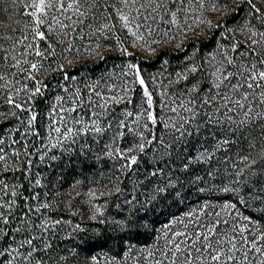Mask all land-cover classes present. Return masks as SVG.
I'll return each mask as SVG.
<instances>
[{"label":"rangeland","instance_id":"obj_1","mask_svg":"<svg viewBox=\"0 0 264 264\" xmlns=\"http://www.w3.org/2000/svg\"><path fill=\"white\" fill-rule=\"evenodd\" d=\"M226 2L234 4L237 0ZM253 2L261 7L258 0ZM224 3L225 0H205L203 8L194 0L192 3H185L182 7L186 11L177 14V21L186 30V37L184 31L177 34L178 30L174 27L169 31L170 25L159 18L157 23L148 21L152 23L155 31L149 36L147 29L141 27L139 31L144 34L145 40L140 41L136 47H133L135 38L123 28L118 17L89 18L83 26L75 25L76 31L63 37L64 43L56 46L55 61L51 56L42 61L45 66L50 62H53V66L65 64L66 71L75 79L66 81L63 73L48 69L37 76V79L42 81V95L33 99H29L28 92L23 90L25 87H35V82L25 79L27 73L22 72L15 77L9 75L8 79L13 88L20 90L18 96L15 92L10 94L26 111L11 108L5 103V97L0 96V139L4 141L0 147L5 150L0 153L5 156V161H0V204L5 207L0 211L9 218L7 224L0 219V252L5 253L0 256V264H8L9 260L12 264H137L141 255L146 257L149 251L156 253L157 249H164L173 232L186 231L184 224L189 220L195 222V217L199 216L200 222L207 223L211 217L205 214L217 211L221 212L222 218H236V222L241 225L247 223L242 219V215L251 216L254 221H258V225H249L250 231L245 235L255 234L258 226L264 227V212L259 210L264 205L256 202L245 207L236 200V210H225L222 205L235 199L232 193L200 192L199 187H204V184L201 182L198 187L192 183L196 176L204 175V169L208 167L219 168L223 172L225 168L234 171L233 164L241 166L234 152L227 154L231 156L228 162L224 161L225 153L221 151L217 153L211 165H192L186 173L172 171L174 185L159 194L155 192V187L166 186L169 179L168 170H165L162 176L158 174L153 177L151 183L144 180L145 174L155 170L157 166L165 168L162 163L153 164L151 149L156 145L148 146L145 153H129L138 157L137 164L133 165L131 170L121 169V165L127 163L126 160L119 157L112 159L105 154L104 145L112 143L115 124L124 119L126 112H133V116L127 118L130 126L137 116L141 117V125L145 122L140 108L142 101L146 100L145 87L153 96L151 110L158 117L174 118L175 114L164 108L165 103L174 107L172 101L178 99L181 94L187 99L186 90L192 83L199 80L203 86L205 78L225 56L237 57L238 52L244 49L240 48L234 53L232 45H243L247 42L250 35L248 28L255 25L257 30L264 31L260 21L254 18L255 14H248L246 4H240L235 12L229 14L224 10ZM217 5L219 10L214 11L213 8ZM135 14L133 12V15ZM170 18L165 16V19ZM28 20L20 0H17L16 4H13L12 0H0V37H11L8 40L0 39V46L8 48L9 52L15 55L17 53L12 52L13 40L23 39L24 35H28L29 39L24 43L32 42ZM199 20L204 23H199ZM208 21H211V24ZM217 23L221 26L216 27ZM103 24H108L111 30L105 29L104 36L98 32L93 34L95 29ZM165 31L169 32V36L175 37V40L167 42V38L163 37ZM153 39L159 42L153 44ZM69 42L72 49L65 51ZM97 42L104 45L100 51L107 57L106 60L89 55L88 50L95 48ZM36 43L41 50L46 47L45 41ZM23 47L24 45H17L18 51ZM122 48L127 49L131 55L123 54ZM28 59L37 62L41 58L31 56ZM67 61L72 63L68 64ZM129 64L134 67L130 69ZM193 65L198 71L188 72ZM137 69L140 78L145 82L143 86L135 79ZM178 73L186 74L188 79L178 77ZM125 82L130 89L127 99H131L132 103L122 100L120 103L110 104L109 115L100 117L101 126L105 128L108 127V121H113L111 130L98 136L84 130L82 124H75L70 119L67 124L59 121V116L64 113L59 111V105L53 108L57 96L63 98L61 104L68 108L71 105L65 101L70 100L77 90L87 101L88 96L92 95L89 90L92 86L95 85V90L103 95L111 96L115 94V90L109 92L108 87H123ZM92 99L97 98L93 95ZM144 107L147 108L146 103ZM95 111L102 110L97 108ZM13 112L16 114L13 115ZM33 113L36 114L37 120L30 127L28 120ZM79 114L84 115L86 123L96 118L91 116L88 109ZM72 115L78 116V113ZM54 127H60L62 133L66 131V127L80 132L78 136L65 141L60 134L52 131ZM154 131L157 135L167 132L162 123L158 124ZM164 138L167 140L168 136L165 135ZM131 141V136H127L123 140L118 139L112 146L127 151ZM53 144L57 146L52 147ZM81 145L84 146L83 151ZM189 147L192 151L188 154H195V148L192 145ZM254 151H260L259 144ZM172 160L175 163H170L168 169L179 165L175 154ZM133 180L137 181L135 185ZM140 181L143 183H139ZM219 183V180L214 181V184ZM117 188L120 189L119 192L116 191ZM13 191L15 196L12 195ZM133 196L136 199L132 204H128L126 201L132 200ZM22 200V206L16 208ZM206 203L211 207H204ZM43 204H48L49 207H41ZM37 208L39 212L36 211ZM97 209L100 211L97 212ZM190 212L193 213L191 217L186 215ZM117 221L131 223L126 229H120L117 227ZM45 222L47 227H44ZM2 235H5V239L1 238ZM112 235L117 236L118 241L113 239ZM33 237H39L34 240V245L39 251L26 261L23 257L31 246L25 245L22 248L21 244ZM85 241L91 246L87 247ZM85 247L87 251L84 250ZM129 248L132 252L125 256ZM12 249L17 251L13 252ZM92 257H96L95 262ZM250 259L258 264L264 257L256 254L250 255Z\"/></svg>","mask_w":264,"mask_h":264},{"label":"snow or ice","instance_id":"obj_2","mask_svg":"<svg viewBox=\"0 0 264 264\" xmlns=\"http://www.w3.org/2000/svg\"><path fill=\"white\" fill-rule=\"evenodd\" d=\"M24 14L29 18L28 26L32 37V42L25 44L29 39L28 35H24L23 39L12 41V52L8 48L0 46V96L5 97V103L11 108L26 111L21 103H18L13 95L15 92L19 95V91L13 88L12 82L9 81V75L15 77L19 73H27L25 79L35 82L34 88L25 87L23 90L28 92L29 99H33L42 95V81L37 79V76L46 72L48 69L63 73L64 80L75 79L66 71L65 64H56L50 62L45 66L42 61L48 56L55 61L56 46L64 43L63 37H67L70 32L76 31L75 25L83 26L89 18L96 19L99 17L113 18L118 17L122 22L123 28L127 29L128 34L135 38L133 47H136L140 41H144V34L139 31L144 27L151 36L155 29L152 28V23H157L158 19L178 30L177 34L184 31L186 37L187 32L177 21V14L181 11H186L182 6L185 3H192L193 0H20ZM200 8L205 6V0H194ZM259 5L253 0H237L234 4H228L225 0L224 10L231 14L239 8L240 4L248 6V14H255V19L260 21V25L264 27V0H258ZM13 4L17 0H12ZM171 4V7L169 5ZM179 5V6H178ZM173 8L175 10H173ZM214 11L219 10V6H214ZM133 12L136 14L133 15ZM165 16H170V19H165ZM139 18V19H138ZM141 20L143 23H141ZM68 21V23H65ZM151 21L152 23H148ZM199 23H204L199 20ZM211 24V21H208ZM135 24V30H133ZM221 25L217 23L216 27ZM7 28V26H4ZM91 27V25H89ZM190 27V26H189ZM105 29L111 30L108 24H103L95 29V33L101 36L105 35ZM250 35L247 37V42L243 45L234 43L232 51L238 52V49L243 48L242 52H238L237 57L225 56L217 67L205 78L204 85L201 86L199 80L192 83L187 91V99L184 94H181L178 99H174L170 106L165 103L164 108L175 117H158L151 109L153 108V96L148 89L144 88V97L140 108L144 114V123L141 125V117L132 122L130 126L127 118L133 116V112H126L124 119H120L115 124V130L112 131V143L105 144L106 156L112 159L119 157L126 160L127 163L121 165V169H132L133 165L137 164V155H129L134 151L145 153L148 146L156 145L152 148L153 164H164L165 168H159L145 174L144 180L149 183L152 178L158 174L163 175L165 170L169 171V179L165 187H155L157 194L164 193L168 187L174 185L171 177V172L179 170L188 172L192 165H211L217 153L223 151L225 153L224 161L231 160L228 153H233L241 166L237 167L233 164L234 171H229L227 168L221 172L219 168L208 167L204 169V175L196 176L192 183L198 187L202 182L204 187H199L200 192H224L232 193L234 200H228L222 208L225 210L237 209V202L245 207L259 202L264 205V31H259L253 25L248 28ZM163 37L167 38V42L175 40V37L169 36V32H163ZM0 39L8 40L10 36H3ZM36 41H45L46 47L41 50ZM159 41L153 39L152 43ZM17 45H24L23 49L18 51ZM104 45L97 42L95 48L89 49V55L98 56L101 60H106L100 49ZM144 47V45H140ZM72 44L69 42L65 51H70ZM123 54L131 55L127 49L122 48ZM40 57V61L31 62L28 57ZM67 60V58H64ZM71 64V61H67ZM27 65V67H24ZM131 69L134 65L129 64ZM8 69H16L15 72H9ZM198 68L193 65L188 69L190 73H196ZM178 77L182 76L187 80L188 76L183 73H178ZM135 79L140 85H144V80L140 78L139 70L134 74ZM135 82V81H134ZM96 86H92L89 90L92 95H89L87 101L84 100L83 94L77 90L72 94L70 100L65 101L70 103V107L64 108L61 104L62 97H56V104L60 106L59 111L64 115L59 116V121L67 124V120H72L75 124H82L83 129L102 135L113 128V121H108V127L101 126L100 117L109 115V105L120 103L122 100L127 103H132L131 99H127V94L130 91L127 82L120 87L112 85L108 87L109 92L115 90V94L105 96L100 91L95 90ZM97 99L93 100L92 96ZM147 104V108L144 104ZM101 109V112H96L95 109ZM85 109L91 111V116L96 117L90 119V123L85 122ZM73 113H78V116H73ZM16 113L13 112V115ZM87 114V113H85ZM67 117V119H66ZM37 120V116L33 113L28 120V125L31 127ZM55 123V122H53ZM162 123L166 133L157 135L154 131L155 127ZM57 134L63 137V140L72 139L79 135L80 130H74L72 127H66V131L61 132L60 127L52 129ZM148 133V135H146ZM168 139L165 140L164 136ZM127 136H131L132 141L129 144L127 151L121 150L119 147L113 148V144L119 139L123 140ZM194 142V143H193ZM15 143V141H13ZM73 143L75 140L73 139ZM4 141L0 139V145ZM257 144L260 146V151L255 152ZM195 148V154L189 155L192 148ZM53 144L52 147H56ZM81 145V151H83ZM5 150L0 147V153ZM173 154L179 165L176 168L168 169L170 163H175L172 160ZM14 155H19L14 153ZM55 159V157H53ZM99 159V158H98ZM0 161H5V156L0 155ZM205 176L207 179H205ZM119 179V178H118ZM219 180V184H214V181ZM137 181L133 180L135 185ZM139 183H143L140 181ZM39 184V181H37ZM120 191L119 188L116 189ZM16 195L15 191L12 193ZM94 196V193H90ZM155 199V197H152ZM136 197L132 200H127L128 204H132ZM13 202H9L11 204ZM5 205L0 204V210L4 209ZM43 208H48V204L41 205ZM204 207H211L205 204ZM264 212V207L259 209ZM39 212V208L36 209ZM97 212L100 210L97 209ZM187 216H193V213H187ZM206 216L211 217L207 223L200 222L199 216L195 217V222L189 220L184 224L186 231L173 232L171 237L166 241L164 249H157L156 253L149 251L145 257L141 255L137 264H257L250 259V255L258 254L264 257V227H257L255 234L245 235L249 232L250 224H257L251 216L242 215V219L247 221L245 224L236 222V218L224 219L221 212L206 213ZM0 219L3 223L9 222L8 216L0 211ZM95 219V216H93ZM60 223V221H56ZM131 221H117V227L126 229ZM191 229L189 230V226ZM44 227H47L45 222ZM79 228V225H77ZM19 231V229L17 230ZM39 237H33L22 242L21 247L25 245L31 246L27 251V255L23 257L28 261L33 257V254L39 251L34 245V240ZM87 247L91 245L87 241L84 242ZM47 247V246H46ZM85 247V251H87ZM16 252V249H12ZM132 252L129 248L125 253L128 256ZM5 253L0 252V256ZM158 255V258H157ZM95 262L96 257H92ZM8 264H12L9 260ZM39 264V262H38ZM258 264H264V260H260Z\"/></svg>","mask_w":264,"mask_h":264},{"label":"trees","instance_id":"obj_3","mask_svg":"<svg viewBox=\"0 0 264 264\" xmlns=\"http://www.w3.org/2000/svg\"><path fill=\"white\" fill-rule=\"evenodd\" d=\"M26 187H27V186H25V189H26ZM23 202H24V201L22 200L19 204H17V205H16V208H18L19 205L22 206V203H23ZM17 203H18V202H17ZM112 236H113V235H112ZM112 236H111V237H112ZM4 237H5V235H2V236H1L2 239H5ZM113 239H115V240L118 241V237H117V236H113ZM114 242H115V241H114Z\"/></svg>","mask_w":264,"mask_h":264}]
</instances>
